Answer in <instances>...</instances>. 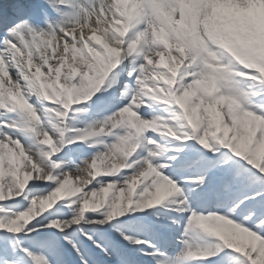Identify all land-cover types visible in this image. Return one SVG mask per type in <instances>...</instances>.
Listing matches in <instances>:
<instances>
[{"label":"snow or ice","instance_id":"1","mask_svg":"<svg viewBox=\"0 0 264 264\" xmlns=\"http://www.w3.org/2000/svg\"><path fill=\"white\" fill-rule=\"evenodd\" d=\"M0 264H264V0H0Z\"/></svg>","mask_w":264,"mask_h":264}]
</instances>
